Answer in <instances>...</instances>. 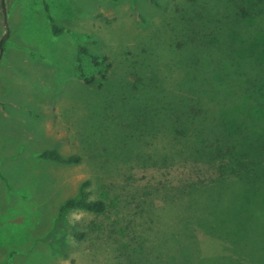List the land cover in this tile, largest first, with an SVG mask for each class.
Segmentation results:
<instances>
[{
  "label": "rangeland",
  "instance_id": "374dc122",
  "mask_svg": "<svg viewBox=\"0 0 264 264\" xmlns=\"http://www.w3.org/2000/svg\"><path fill=\"white\" fill-rule=\"evenodd\" d=\"M249 18L264 20V0H0V264H264V175L250 177L264 155L250 180L179 200L214 175L163 164L162 123L147 114L184 63ZM47 150L80 162L39 159ZM81 190L105 212L59 216ZM189 201L200 224L183 219Z\"/></svg>",
  "mask_w": 264,
  "mask_h": 264
},
{
  "label": "trees",
  "instance_id": "16d2710c",
  "mask_svg": "<svg viewBox=\"0 0 264 264\" xmlns=\"http://www.w3.org/2000/svg\"><path fill=\"white\" fill-rule=\"evenodd\" d=\"M214 5V15L217 16L220 7ZM260 11L255 9L254 12L258 14ZM240 23L234 31L221 32L222 40H212V48L217 54L199 53L195 59L184 63L183 75L175 81L176 87L166 92L164 88L157 90L156 96L151 97L156 99L148 105L149 117L153 121L158 118L162 123L164 137L154 140L163 144L155 152L163 164L170 162L171 165L177 160L200 163L214 175L198 178L175 191L179 200L192 195L196 188H221L227 179L235 182L248 180L245 175L251 172L249 163H258L256 161L264 155V20L256 22L249 18L242 22L240 19ZM0 48H3V42ZM81 54L89 56L92 64H97L98 57L88 55L84 48L79 49L78 55ZM76 62L81 72L78 57ZM87 83L90 82L87 80ZM154 122L146 123L145 127L155 126ZM152 131L149 129L154 133ZM38 158L66 165L80 162L79 156L63 158L54 150L44 151ZM255 170L250 177L264 175V167ZM203 191L206 193L207 190ZM198 208L201 207L196 202L186 204L183 219L187 224L202 222ZM75 209L98 215L105 212L106 206L101 200H89L88 193L81 190L77 199L63 203L59 216ZM185 222L182 221L187 225ZM188 227H183L182 236L187 241L192 240ZM82 236V233L75 234L78 239ZM183 247L185 253L191 251L187 245ZM167 260H173L171 264H194L169 257Z\"/></svg>",
  "mask_w": 264,
  "mask_h": 264
},
{
  "label": "water",
  "instance_id": "95a60500",
  "mask_svg": "<svg viewBox=\"0 0 264 264\" xmlns=\"http://www.w3.org/2000/svg\"><path fill=\"white\" fill-rule=\"evenodd\" d=\"M0 47H1V42H0Z\"/></svg>",
  "mask_w": 264,
  "mask_h": 264
}]
</instances>
